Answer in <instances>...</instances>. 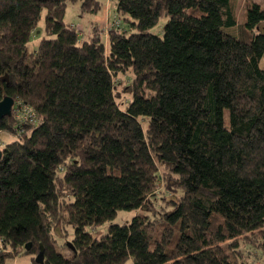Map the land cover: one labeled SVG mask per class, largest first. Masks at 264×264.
<instances>
[{
    "label": "trees",
    "instance_id": "obj_1",
    "mask_svg": "<svg viewBox=\"0 0 264 264\" xmlns=\"http://www.w3.org/2000/svg\"><path fill=\"white\" fill-rule=\"evenodd\" d=\"M75 1L0 0V101L37 118L22 127L12 108L0 123L12 136L0 148L11 251L0 264L28 244L41 264H238L239 240L264 225V6L250 2L243 19L235 0H110L128 28L112 27L105 47L96 23L82 39L65 22ZM104 5L80 0V16ZM163 16V35L150 33ZM127 70L119 104L114 79ZM164 171L181 195L156 205L173 184L160 185ZM57 231L71 234L67 257Z\"/></svg>",
    "mask_w": 264,
    "mask_h": 264
},
{
    "label": "rangeland",
    "instance_id": "obj_2",
    "mask_svg": "<svg viewBox=\"0 0 264 264\" xmlns=\"http://www.w3.org/2000/svg\"><path fill=\"white\" fill-rule=\"evenodd\" d=\"M103 2H105V5H110V0H101ZM258 2L259 4L262 5V7L264 6V0H235L236 3V12L238 17H242L244 19V12L246 10V7L250 4V2ZM110 6H109V10H110ZM80 0L75 1V2H70L68 3L67 9H66V14H65V22L66 23H71L72 25H76L78 26L77 28L74 27V29L77 31V33L80 35V37L82 39L86 38V36L88 37V35H90L89 31L90 28L89 26L83 27L80 26L83 21H88L89 19V15L84 16L83 19L80 16ZM113 19L109 18L107 19L105 24H109ZM117 23L118 21L115 20ZM167 22V18H165L164 16L161 17L158 20V23L152 27L149 32L158 36H162L163 35V27L165 25V23ZM120 24V26L122 27L123 30H125L126 28H128V23L124 22L122 20V23H118V25ZM119 26V27H120ZM264 26V24L262 25ZM91 27V26H90ZM108 27L109 26H105L104 30H105V34L108 35ZM43 29H44V23L41 20L38 24L37 30L35 31V34L33 35L32 38V42H34V45L32 43V46L30 45V43L28 44V48H30L31 50L36 49L37 48V44L40 40V38H42L43 36ZM102 37V36H101ZM109 38V37H108ZM102 42L104 43V46H108L109 40H106L105 35L103 34L102 37ZM261 67L264 68V60L261 62ZM131 70H127L125 73H121L118 74L116 76V78L114 79L115 82V97H116V102H118L119 104L123 103V102H127V100L130 99V95L126 94L128 91L127 90H123V88L126 85H129L132 79V75H131ZM13 112V111H12ZM224 119L227 122V114H225ZM24 127V126H22ZM9 142H12V136L10 137V134L0 130V147L2 145H6ZM167 174V175H166ZM161 177L163 179H161L160 185H163V183L167 184V181L170 183H173L172 186L170 188H168V193H165L163 195V191L164 188H162L161 193H158L156 195V197L154 196L153 200L155 202L156 205H162L164 200L166 199L164 196H168V200L172 201V200H177V197L180 198V192L178 191V189L176 188V181L173 177H171V175L167 172H161ZM166 177L168 178V180L166 179ZM175 181V183H174ZM59 185V184H58ZM173 188V189H171ZM68 191L64 190L63 188L59 187V189L56 192L57 195V200H60L61 198H63V196L65 194H67ZM161 198H164L161 200ZM159 211V209H156ZM156 212V211H155ZM154 212V213H155ZM142 211L141 210H136L133 212H124V211H119L118 212V216L116 218V222L118 223H125L126 221H129L131 219V217L133 215L136 214H141ZM145 214V212L143 213ZM149 216L150 213H149ZM58 215L56 212L55 216H48V217H44L45 218V222L49 223V224H53L55 225V221H57L58 219ZM61 219V217H60ZM107 227V225L103 226V227H97V228H93L95 231L99 232L101 230L104 231V229ZM60 231V230H59ZM59 231L55 232V234H52V240L54 241V246L56 248V250L60 251L64 256H69L71 255V250H69L66 247V242L70 241L71 239V234L69 236L65 235L64 233H60ZM71 228H69V233H71ZM54 236V237H53ZM56 237V238H55ZM239 248L237 249V254L235 256V260L238 264H264V225L262 227V229L258 232H254L251 234H247L245 235V237L241 238L239 240ZM9 250V251H8ZM0 252H11L10 249H5L3 247V245L1 244L0 241ZM37 256V253L33 254V255H28L26 254V251L24 249L19 250V254L17 255H10V258H8L4 264H36V262H34L35 258Z\"/></svg>",
    "mask_w": 264,
    "mask_h": 264
},
{
    "label": "crops",
    "instance_id": "obj_3",
    "mask_svg": "<svg viewBox=\"0 0 264 264\" xmlns=\"http://www.w3.org/2000/svg\"><path fill=\"white\" fill-rule=\"evenodd\" d=\"M110 3H111L109 5L111 7L110 10H109V6L108 5H104L102 10H101V12L98 15L90 16L88 21H85V22L83 21V23L80 26H82V28L86 27V26H89V28H90L92 23H96L98 25L99 29H101V31H102L101 36L103 37V34H104L105 37H106V40H107L108 39V35L105 34V30H104V27L107 24H105V23H106L107 19L111 18L112 15L114 14V12L112 11L113 10V4H112V2H110ZM83 17H81V18L83 19ZM32 43L34 45V42H31L30 43L31 46H32Z\"/></svg>",
    "mask_w": 264,
    "mask_h": 264
},
{
    "label": "built area",
    "instance_id": "obj_4",
    "mask_svg": "<svg viewBox=\"0 0 264 264\" xmlns=\"http://www.w3.org/2000/svg\"><path fill=\"white\" fill-rule=\"evenodd\" d=\"M107 26H109L108 30H110L112 27H117L118 24H117V22L113 21V22L107 24ZM21 104H22L21 102H15L13 105V108H16V110H17L16 120L19 121L23 118L24 121L25 120L28 121V123L25 122L21 126H23L25 124L35 123V121H37L35 114L32 113L31 110H29L27 108L25 109V107ZM21 132H22V130H20L18 133H21ZM1 147H3V145Z\"/></svg>",
    "mask_w": 264,
    "mask_h": 264
},
{
    "label": "water",
    "instance_id": "obj_5",
    "mask_svg": "<svg viewBox=\"0 0 264 264\" xmlns=\"http://www.w3.org/2000/svg\"><path fill=\"white\" fill-rule=\"evenodd\" d=\"M14 105V100L10 97H4L0 101V123L6 117H10L12 114V108ZM2 156V152L0 151V158ZM30 244L25 246L26 251H29ZM43 260V256L41 254L37 255L35 258L36 264H41Z\"/></svg>",
    "mask_w": 264,
    "mask_h": 264
}]
</instances>
